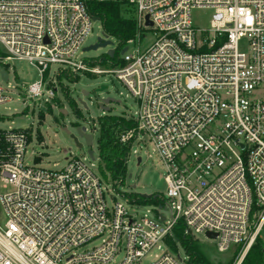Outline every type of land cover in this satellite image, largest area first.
<instances>
[{"label": "built area", "instance_id": "built-area-1", "mask_svg": "<svg viewBox=\"0 0 264 264\" xmlns=\"http://www.w3.org/2000/svg\"><path fill=\"white\" fill-rule=\"evenodd\" d=\"M128 2L134 38L110 69L87 70L76 59L94 21L85 0H0V66L7 74L14 59L36 67L31 98L43 94L51 64L58 73L112 74L138 104L119 141L131 140L129 150L141 138L152 144L166 196L148 204L153 217L131 213L129 204L142 203L113 200L79 157L59 170L26 165L29 132L0 129V264H193L166 241L176 225L219 251L243 244L240 264L264 227V0ZM193 9L211 10L207 27L193 23Z\"/></svg>", "mask_w": 264, "mask_h": 264}, {"label": "rangeland", "instance_id": "rangeland-1", "mask_svg": "<svg viewBox=\"0 0 264 264\" xmlns=\"http://www.w3.org/2000/svg\"><path fill=\"white\" fill-rule=\"evenodd\" d=\"M210 15L211 10L209 9H193L191 13L192 21L198 27H207ZM101 33L100 21L94 20L91 31L85 36L77 51L76 59L83 60L87 70L110 69L111 65L104 62L97 63L98 60L106 56V52L110 48L116 49L117 54L122 50V48H118L117 40L112 37L109 38L113 42L111 45L82 50L84 47L95 43L96 38ZM146 35V38L141 41L140 47L152 41L151 34ZM136 45L128 43L126 47L131 51ZM6 67L9 73L8 80L7 82L0 80L4 87L9 90L7 95L10 96V99L0 103V129H26L29 132V142L23 159L26 165L59 170L65 166L71 157H79L103 179L104 185L107 186L109 194L112 196L110 197L115 201L129 203V194L166 196L165 167L152 152V144L146 138L132 142L126 159L123 182L114 187L115 182L109 177L105 179L98 169L97 118L104 114L133 116L138 108L137 101L128 89L112 74L107 72L95 74L85 69L77 73L71 72L69 76L64 74L58 76V66L51 64L43 81V94L31 98L26 92V88L31 83L38 82L42 77L36 67L26 60L17 59L7 62ZM102 84L106 85L107 89L100 94V97L110 96L118 100V102L108 103L109 110L107 112L101 110L91 95L85 96L82 93V90L92 91ZM48 87L54 88L52 96L45 91ZM72 100L74 105L71 103ZM80 100L85 103L86 107L81 104ZM59 109L65 110L66 113H60ZM77 125L85 126L86 132L92 136L90 149L93 159H90L87 154L88 147L84 139L78 137L82 146L77 147L69 135L75 133ZM137 157H140L139 163H137ZM3 191L4 189L0 187V193ZM152 208L148 203H133L129 204L128 207L131 213L148 217H153ZM163 213L167 214L166 211ZM4 221L5 215L0 205V223ZM258 237L264 240V227ZM196 244L210 264H234L244 246L243 244L231 245L226 251H219L215 241L208 240L203 235H198ZM176 246L178 253L181 256H186L178 241H176ZM156 252L158 251L153 250L151 255H147L143 259V263H148L152 254Z\"/></svg>", "mask_w": 264, "mask_h": 264}, {"label": "trees", "instance_id": "trees-1", "mask_svg": "<svg viewBox=\"0 0 264 264\" xmlns=\"http://www.w3.org/2000/svg\"><path fill=\"white\" fill-rule=\"evenodd\" d=\"M87 11L97 17L102 26V32L108 37L115 38L118 42V48H122L127 41L134 38L137 27L134 17V8L128 0H85ZM116 49L113 57L104 56L97 63L116 62ZM69 76L70 70L58 73ZM75 76V75H74ZM73 105L75 104L72 100ZM96 126L98 127V169L105 177H109L116 184L123 182L126 171V159L129 154V140L127 143L119 141V135L124 131L134 127V121L125 116H115L104 114L97 118ZM129 199L142 204H158L160 199L151 195L144 198L137 194H129ZM166 241L174 246L176 241L190 254L193 264H210L207 258L198 249L195 240L182 234L180 225L173 228L172 236L167 237ZM240 264H264V241L258 236L254 243L248 249Z\"/></svg>", "mask_w": 264, "mask_h": 264}, {"label": "water", "instance_id": "water-1", "mask_svg": "<svg viewBox=\"0 0 264 264\" xmlns=\"http://www.w3.org/2000/svg\"><path fill=\"white\" fill-rule=\"evenodd\" d=\"M94 20H98L97 17H93ZM146 19H147V16H146ZM146 23L150 24V22L148 20H146ZM113 42L107 38V35L104 34L103 32L101 33L100 36H98L96 38V42L89 45V46H86L84 47L82 50H90V49H96L98 47H104L106 45H111ZM126 48H122L121 52H123ZM106 55L109 56V57H113L114 55V49H108L107 52H106ZM0 77L3 81H7V78H8V74H7V71L2 67L0 66ZM107 89V86L106 85H100L98 86L97 88L93 89L92 91H87V90H82V93L85 95V96H92L98 103L99 107L101 108V110L103 112H107L109 110V107L107 106L108 103L110 102H118V100H115L113 99L112 97L110 96H105V97H100V94L102 92H104V90ZM81 104L86 107L85 103L83 101H81ZM59 112L61 113H66L65 110L63 109H59ZM70 137L73 139V141L75 142L76 146L77 147H81L82 144L78 141V137H82L85 141V144L86 146L88 147L87 149V154L89 156L90 159H93V154H92V150L90 149V146L92 144V136L91 134L87 133L86 132V127L85 126H81V125H77L75 127V133H70L69 134ZM65 151V150H64ZM140 161V158L137 157V163H139ZM139 196L141 197H144V198H147V197H150L151 195H147V194H139ZM163 219V218H161ZM206 235L210 238H214L215 237V234L214 233H211V232H207Z\"/></svg>", "mask_w": 264, "mask_h": 264}]
</instances>
